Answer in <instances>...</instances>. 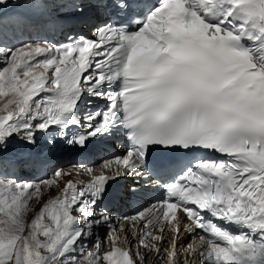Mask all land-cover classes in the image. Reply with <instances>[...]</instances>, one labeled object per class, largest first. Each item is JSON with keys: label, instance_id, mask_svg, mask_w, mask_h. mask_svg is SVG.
<instances>
[{"label": "snow or ice", "instance_id": "6c2138e0", "mask_svg": "<svg viewBox=\"0 0 264 264\" xmlns=\"http://www.w3.org/2000/svg\"><path fill=\"white\" fill-rule=\"evenodd\" d=\"M10 3L20 7L0 0V13ZM45 7L36 23L59 29L62 43L9 47L0 15V97H10L0 109V264H79L76 246L100 227L112 248L97 236L90 264H146L153 252L179 264L181 227L193 237L186 257L199 264H264V0H49ZM13 22L34 26L23 15ZM85 96L106 105L84 113L87 131L69 134L82 127ZM117 133L126 137L124 154L99 172L88 167L86 181L59 168L55 179L16 175L62 145L83 151ZM177 151L227 159L168 157ZM129 177L136 180L128 198L152 191L143 180L163 181L147 215L123 218L139 219L132 236L143 252L117 246L112 216L100 207L110 186ZM42 186L59 195L29 224L27 202Z\"/></svg>", "mask_w": 264, "mask_h": 264}, {"label": "bare ground", "instance_id": "6f19581e", "mask_svg": "<svg viewBox=\"0 0 264 264\" xmlns=\"http://www.w3.org/2000/svg\"><path fill=\"white\" fill-rule=\"evenodd\" d=\"M12 7H13V6H12V4L10 3V4L8 5V8L3 10V13L6 12L7 10L11 9ZM3 13H0V15H2ZM37 33H38V32H36V34H34V35H37ZM9 98H10V97H6V98H4V99L0 102V105L6 103L7 99H9ZM130 228H131V226L126 227V229H127V232H126V233H128V234H127V238H130V237H131V233H129ZM184 235H185V231H181L180 240H179V245H178L179 255L177 256V260L179 261V264H183V263L187 264V263L190 262L189 258H187V257L185 256V254H184V246H185V244L183 243V236H184ZM164 243H166V245H163ZM189 243H190V242H189ZM168 245H169V249H170V244L167 243V242H162L159 246H163L164 248H167ZM164 258H165V255L163 254V258H162V259H164ZM150 259H151V261H152L153 264H154V263L156 264V263L158 262V260L154 259L153 256L148 257L147 262H150ZM183 259H184V260H183Z\"/></svg>", "mask_w": 264, "mask_h": 264}]
</instances>
